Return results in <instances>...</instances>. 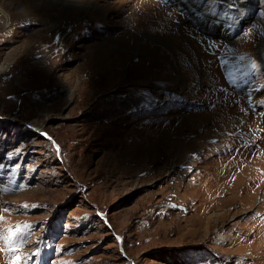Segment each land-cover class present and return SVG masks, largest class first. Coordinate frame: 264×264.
<instances>
[{"label":"rangeland","instance_id":"1","mask_svg":"<svg viewBox=\"0 0 264 264\" xmlns=\"http://www.w3.org/2000/svg\"><path fill=\"white\" fill-rule=\"evenodd\" d=\"M143 1L0 0V264H264V0Z\"/></svg>","mask_w":264,"mask_h":264},{"label":"bare ground","instance_id":"2","mask_svg":"<svg viewBox=\"0 0 264 264\" xmlns=\"http://www.w3.org/2000/svg\"><path fill=\"white\" fill-rule=\"evenodd\" d=\"M140 1V0H139ZM143 1V0H142ZM174 1V0H173ZM144 2V1H143ZM176 2H177V0H176ZM188 2V1H187ZM186 3V2H185ZM176 5V4H175ZM187 5V4H186ZM91 6L92 7H94L95 8V10L97 9L98 11H101V12H103L104 13V11L105 12H107L109 9H110V7L108 6V7H106V6H102V7H99V6H96V5H93V4H91ZM121 5H119V7H120ZM159 6V5H158ZM160 7V6H159ZM193 7V6H192ZM103 8V9H102ZM114 8V7H113ZM159 9V8H158ZM4 10V8H3V6L1 5V2H0V11H3ZM158 11V10H157ZM189 11V10H188ZM155 12V11H154ZM93 13H94V15H96L97 17H98V14H97V12L96 11H93ZM163 13V12H162ZM159 14V13H158ZM143 16V15H142ZM159 16V15H158ZM161 16H163V14L161 15ZM161 16H159V17H161ZM153 17V16H152ZM164 17V16H163ZM165 17H168V16H165ZM143 18V17H142ZM11 15L10 14H7L6 13V19H5V25H8L10 22H11ZM167 19V18H166ZM168 19H169V17H168ZM193 21H192V23H195V24H197L198 26H199V28H201L202 30H204V31H206V32H208L209 34H212V33H216L217 32V30H218V28L220 27V24H218V22L217 21H215L214 23H212L211 24V26H208V22H207V20H209V19H211V17L209 16H202V17H200V16H198L197 14L196 15H194L193 16ZM143 20V19H142ZM158 20V19H157ZM156 19H155V21H157ZM160 20V19H159ZM164 21V20H163ZM162 22V21H161ZM165 22V21H164ZM158 23H160L159 21H158ZM166 23V22H165ZM165 26V25H164ZM182 28H183V26H182ZM170 29L172 30V28L170 27ZM181 30V29H180ZM169 31V30H168ZM172 32V31H171ZM248 33V32H247ZM233 34V31H230V32H228V34H225V33H223V35L226 37V38H229V37H231V35ZM249 34V33H248ZM251 35V34H250ZM146 36V35H145ZM243 36V35H242ZM155 40V39H154ZM240 41V40H239ZM244 41H246V40H244ZM177 43V42H176ZM245 43V42H244ZM252 43V42H251ZM206 45H207V43H205ZM237 44V43H236ZM239 45V44H238ZM252 47V46H251ZM187 48H189V47H187ZM246 50H248V49H246ZM261 51V50H260ZM260 55H262V54H260ZM260 60V59H259ZM180 63V62H179ZM204 68H205V66H204ZM177 69V68H176ZM187 69V68H186ZM207 69V68H206ZM147 70V69H146ZM192 70V69H191ZM147 72V71H146ZM204 72H205V70H204ZM207 72V71H206ZM208 73V72H207ZM148 74V73H147ZM171 74L169 73V76H170ZM178 75V77L183 81V85H184V87L185 88H187L185 85H187L186 84V77L182 74H177ZM207 77H208V74H207ZM214 92V91H213ZM221 116V115H220ZM225 116V115H224ZM188 119H189V117H188ZM188 119H186L185 120V118H183V120H179L178 118H175L174 119V123L172 122V126H169L168 127V129H167V133L168 134H172V133H174L175 132V134H178V133H180V132H178L179 131V129H180V126L182 125V124H184V123H188L189 121H188ZM173 121V120H172ZM151 129V128H150ZM150 129H148V130H146V131H140L142 134L143 133H145V136H143L142 138H144L145 140H147L148 142L147 143H152V141L153 140H155L157 137H159V136H161V133H159L158 131H151ZM162 131V130H161ZM144 135V134H143ZM204 135H202V137H203ZM138 140V139H137ZM140 141V140H139ZM137 142V141H136ZM178 142V141H177ZM173 143V142H172ZM136 145H138V144H136ZM177 145V144H176ZM149 147V146H148ZM244 175V174H243ZM232 189V188H231ZM230 189V190H231ZM246 190V189H245ZM235 192V191H234ZM239 193V192H238ZM232 198H233V196H232ZM235 199V198H234ZM239 199V198H238ZM240 205H241V203H240ZM251 207V206H250ZM208 218V217H207ZM208 223H209V221H208ZM254 250V248H252V247H250V248H246L244 251H243V253H246L247 255L248 254H251L252 252H254L253 251Z\"/></svg>","mask_w":264,"mask_h":264},{"label":"built area","instance_id":"3","mask_svg":"<svg viewBox=\"0 0 264 264\" xmlns=\"http://www.w3.org/2000/svg\"><path fill=\"white\" fill-rule=\"evenodd\" d=\"M186 1V0H185ZM188 1V0H187ZM191 3V2H190ZM175 4H177V5H181V6H183L184 5V3H183V0H178L177 2H175ZM185 6V5H184Z\"/></svg>","mask_w":264,"mask_h":264}]
</instances>
